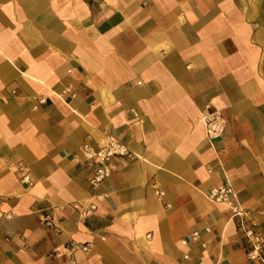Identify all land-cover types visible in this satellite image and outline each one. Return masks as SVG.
Wrapping results in <instances>:
<instances>
[{"label":"crops","instance_id":"0c3cea01","mask_svg":"<svg viewBox=\"0 0 264 264\" xmlns=\"http://www.w3.org/2000/svg\"><path fill=\"white\" fill-rule=\"evenodd\" d=\"M225 184L264 233V0H0V264H254Z\"/></svg>","mask_w":264,"mask_h":264},{"label":"built area","instance_id":"2783aa9c","mask_svg":"<svg viewBox=\"0 0 264 264\" xmlns=\"http://www.w3.org/2000/svg\"><path fill=\"white\" fill-rule=\"evenodd\" d=\"M202 120L211 139L222 134L224 119L218 111H211L209 106H207L202 114ZM82 153L93 169L89 179L93 187L100 186L111 175L115 168L113 163L115 158L131 155L128 146L113 136H108L105 143L98 149L85 144L82 148ZM208 195L214 202L230 205L233 216L240 219V229L249 242V260L254 264H264V233L256 223H246L248 211L236 201L237 196L233 187L230 184H225L211 190ZM197 236L198 232H194L193 238L195 239ZM183 243L186 244L187 241L183 240ZM84 249H87V246H84Z\"/></svg>","mask_w":264,"mask_h":264}]
</instances>
